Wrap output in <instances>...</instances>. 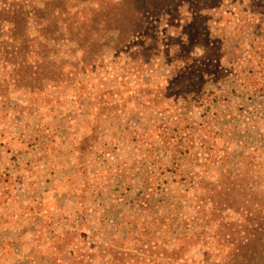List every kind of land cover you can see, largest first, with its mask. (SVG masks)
Returning a JSON list of instances; mask_svg holds the SVG:
<instances>
[{"label":"rangeland","instance_id":"rangeland-1","mask_svg":"<svg viewBox=\"0 0 264 264\" xmlns=\"http://www.w3.org/2000/svg\"><path fill=\"white\" fill-rule=\"evenodd\" d=\"M201 4L147 14L119 48L112 31L86 37L83 51L77 40L42 38L50 51L28 53L37 66L22 73L41 85L16 86L13 66L0 65L9 80L0 96L2 191L6 183L17 194L20 181L33 189L61 124L84 129L75 147L85 167L86 150L112 138L107 177H85L108 194L101 219L92 216L96 230L80 220L81 229L53 235L70 216L33 217L27 237L7 236L0 264H223L224 222L246 229L248 215H263L264 0ZM18 147L28 161L3 156ZM80 201V215L90 214Z\"/></svg>","mask_w":264,"mask_h":264},{"label":"trees","instance_id":"trees-1","mask_svg":"<svg viewBox=\"0 0 264 264\" xmlns=\"http://www.w3.org/2000/svg\"><path fill=\"white\" fill-rule=\"evenodd\" d=\"M185 1L187 0H0V65L4 69L13 66V71L17 73V77H13L16 86L23 82L41 85V78L23 76L22 73L23 70L32 71L37 66L26 59L28 53L50 51V44L48 41H40L42 38L58 42L65 38L68 41L77 40L76 47L83 51L87 44L86 37L102 31H112L118 35L119 48L138 31L141 18L149 13L161 15L170 7L180 6ZM192 1L202 5L204 0ZM100 46L98 42L92 43L91 52L95 51L94 47ZM63 64L70 66L73 63L66 59ZM53 66H56L55 62ZM4 75H0V96L8 93L6 86L9 85V80ZM224 202H219L220 209H223ZM228 208L232 206L226 204L224 209ZM262 214L248 215L253 222L246 229L234 228L233 223L224 222L225 226L230 225L231 230L222 232L221 237L227 239L228 243L221 244L218 248L221 253L226 251L223 264H264V202ZM251 216H260L262 222L259 223L257 218ZM204 243H208L206 239Z\"/></svg>","mask_w":264,"mask_h":264},{"label":"crops","instance_id":"crops-1","mask_svg":"<svg viewBox=\"0 0 264 264\" xmlns=\"http://www.w3.org/2000/svg\"><path fill=\"white\" fill-rule=\"evenodd\" d=\"M61 127L65 130L62 131L61 137H56L54 142L55 146L58 148L49 150V153L47 151L49 156L38 165L41 167L39 169L40 172H38L40 176L34 173L35 176L37 175L39 177H37V180H33V177L31 178L32 185L34 186L33 189L31 190V185L28 181H20L18 183L19 190L17 194H14V191L13 193L11 191L9 193V191L6 190V183L4 184L5 187L3 191L0 189V246L5 245V240L11 233H16L21 239L27 237L29 231H32L29 219L33 217L36 218L39 216V218L42 219L51 216L53 219H61L62 216H70L71 220H66L68 223L67 225L59 226L58 223H55L50 227L54 235L58 234L61 229L67 228V230L72 231L81 229L79 228L80 220L83 223L88 222L90 224V226L85 224L87 227L85 230L95 231V223L94 221L91 222V219L95 217L96 214H98L99 219H101L100 216L103 215V212L105 213L106 208L103 202L105 203L107 200V192H104V188L100 186V183L97 184L96 182L95 185L86 183L85 177L87 173L90 177L92 176L95 179H100L102 176L107 177V163L105 159L108 158L104 146H106V143L111 144L110 139L112 138L109 136L100 138L97 143L91 145L86 150L85 156L87 161L85 167L79 161L81 151H78L75 147L76 142L81 140L80 138L84 129L82 126L75 127L73 124H61ZM111 136L114 138L117 137L113 134ZM19 146L21 148L23 147L20 144ZM20 147L17 149L13 148V151H9V149L3 151V156L5 158H10L11 154L17 153L22 163L28 161L27 154H22ZM7 162L8 159L5 160L4 165L0 164V174L3 173L2 169L6 168L5 165ZM114 163L115 161L113 164ZM133 173L132 170V172H130L132 177L134 176ZM43 177L51 180L43 181ZM27 179H29V176ZM16 198L20 201L19 204L17 203L18 201H15ZM84 199L87 201L85 207L89 206L87 209L90 210L91 213L89 214L87 211H84L87 214L82 216L80 215V210L84 209V207L80 200ZM29 204L31 207H28ZM32 204L36 206L33 208ZM46 214L48 215L45 216ZM104 222H106L105 219ZM34 229H36V227ZM25 244L26 243H23L21 245Z\"/></svg>","mask_w":264,"mask_h":264}]
</instances>
